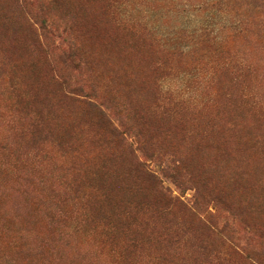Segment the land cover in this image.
Instances as JSON below:
<instances>
[{
	"label": "rangeland",
	"instance_id": "obj_1",
	"mask_svg": "<svg viewBox=\"0 0 264 264\" xmlns=\"http://www.w3.org/2000/svg\"><path fill=\"white\" fill-rule=\"evenodd\" d=\"M0 264H264V0H0Z\"/></svg>",
	"mask_w": 264,
	"mask_h": 264
}]
</instances>
